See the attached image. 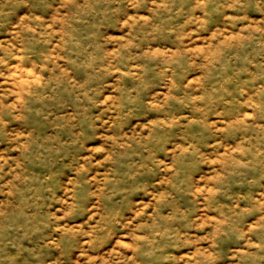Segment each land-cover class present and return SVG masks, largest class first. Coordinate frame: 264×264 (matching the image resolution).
Instances as JSON below:
<instances>
[{"label": "rangeland", "instance_id": "obj_1", "mask_svg": "<svg viewBox=\"0 0 264 264\" xmlns=\"http://www.w3.org/2000/svg\"><path fill=\"white\" fill-rule=\"evenodd\" d=\"M0 264H264V0H0Z\"/></svg>", "mask_w": 264, "mask_h": 264}]
</instances>
